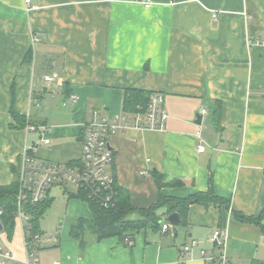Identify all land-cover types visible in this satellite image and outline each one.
I'll use <instances>...</instances> for the list:
<instances>
[{
    "label": "crops",
    "instance_id": "1",
    "mask_svg": "<svg viewBox=\"0 0 264 264\" xmlns=\"http://www.w3.org/2000/svg\"><path fill=\"white\" fill-rule=\"evenodd\" d=\"M25 1L0 0V187L19 189L22 153L35 145L41 161L80 165L90 111L133 119L127 95L159 92L169 115L163 131L111 138L118 189L140 210L208 192L222 200L191 204L175 226L160 206L158 227L130 233L132 246L110 237L82 247L57 236L39 247L41 264H204L200 251L213 249L221 228L230 264L264 262V0H150L149 8L141 0ZM69 184L50 188L47 209L61 196L67 218L91 220L90 203L87 210ZM14 218L11 235L1 223L0 241L22 259Z\"/></svg>",
    "mask_w": 264,
    "mask_h": 264
},
{
    "label": "built area",
    "instance_id": "2",
    "mask_svg": "<svg viewBox=\"0 0 264 264\" xmlns=\"http://www.w3.org/2000/svg\"><path fill=\"white\" fill-rule=\"evenodd\" d=\"M30 6L31 0H26ZM146 8L151 6L150 0H141ZM36 35L32 37L34 43L39 42ZM264 44V43H263ZM58 74L45 77L46 81H53ZM75 98V97H73ZM135 117L131 119L128 115L120 113L114 116L104 115L98 110L90 111L91 119L85 124L84 138L82 143V159L80 165L47 163L41 161L35 154L37 145L25 148L21 156L19 189L15 197L16 212L22 229L24 257L17 258L0 241V264H41L38 249L43 242L57 243L55 235L44 238L42 231H36L33 217L29 212L48 200V192L55 184L70 183L84 194L85 201L104 209L115 207L118 201V187L115 177L109 173L108 166L113 162L114 153L111 147V138L114 135L125 133L130 129L163 131L166 128L168 113L165 108V97L159 92L149 94L147 104L142 107L136 106ZM200 114L205 115L206 110ZM28 131L40 130L43 135L50 133L48 126H27ZM198 151H205L202 145L201 134ZM49 146L51 140L43 137L41 142ZM145 173V172H144ZM4 210L0 208V218ZM167 230L168 225H164ZM229 232L227 229H216L211 238L213 249L200 251L204 264H230L228 257ZM128 246L133 245V240H126ZM196 243L193 242L192 246ZM191 247L184 248L185 253L191 251ZM59 264V263H53Z\"/></svg>",
    "mask_w": 264,
    "mask_h": 264
},
{
    "label": "trees",
    "instance_id": "3",
    "mask_svg": "<svg viewBox=\"0 0 264 264\" xmlns=\"http://www.w3.org/2000/svg\"><path fill=\"white\" fill-rule=\"evenodd\" d=\"M148 96L144 95L142 92L132 91L129 93L126 98V109L135 111L136 106L140 105L144 107L147 104ZM158 187H163L164 183L161 177L156 179ZM180 183V182H179ZM18 191L17 183L12 184L8 187H0V208L4 210L3 216L0 218L3 228L6 232H13L15 226V212L16 204L15 197ZM118 201L115 204L114 208L104 209L94 204H90L92 210L93 218L91 220H86L84 218H77L70 222L68 226V235L77 240L80 246H86L90 239L101 241L110 237H120L124 238V241L130 239V233L139 231L142 228L147 227L148 225H153L158 227L160 218L158 217L156 210L162 206H168V209L171 213L177 212L183 218L188 211V208L191 204L196 202H201L205 205H208L209 202L222 201L217 199L213 193L200 194L193 198H188L184 200H176L172 202L171 200L161 199L160 202L149 209L140 210L135 208L128 197L125 196L124 192L119 190ZM80 196L84 198V194L80 192ZM85 199V198H84ZM171 202L173 204H171ZM48 200L43 204L39 205L34 209H30L29 212L33 217V223L36 231H39V220L44 214L45 210L48 207ZM225 203V202H220ZM219 203V204H220ZM234 217H237L241 220L252 221L250 218H246L242 215L232 213ZM134 215L136 217H134ZM257 221V222H256ZM255 222L260 225L259 218ZM185 222V221H184ZM264 232V227H262ZM251 264H264V262L253 261Z\"/></svg>",
    "mask_w": 264,
    "mask_h": 264
},
{
    "label": "rangeland",
    "instance_id": "4",
    "mask_svg": "<svg viewBox=\"0 0 264 264\" xmlns=\"http://www.w3.org/2000/svg\"><path fill=\"white\" fill-rule=\"evenodd\" d=\"M75 187L71 184L67 186V190L72 192L74 191ZM55 198V197H54ZM79 203L85 205V207L89 206L88 202L86 201H81L77 199ZM86 207L87 210H89ZM72 220L67 218L65 215V198L64 197H57L55 198L52 206L48 208L45 213L43 218L40 221V227L43 232L49 235H56L60 237V239H63L65 237H68L69 235L67 234V228ZM17 228L15 231L19 230V222L17 220ZM19 234V232H16ZM2 237V233H0V240Z\"/></svg>",
    "mask_w": 264,
    "mask_h": 264
},
{
    "label": "water",
    "instance_id": "5",
    "mask_svg": "<svg viewBox=\"0 0 264 264\" xmlns=\"http://www.w3.org/2000/svg\"><path fill=\"white\" fill-rule=\"evenodd\" d=\"M202 121V117L200 115L197 116V123L200 124ZM171 225L175 226V225H178L181 221L180 219V215L178 213H172L169 215L168 217ZM3 228H2V225H1V222H0V231H2Z\"/></svg>",
    "mask_w": 264,
    "mask_h": 264
}]
</instances>
